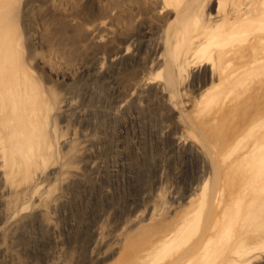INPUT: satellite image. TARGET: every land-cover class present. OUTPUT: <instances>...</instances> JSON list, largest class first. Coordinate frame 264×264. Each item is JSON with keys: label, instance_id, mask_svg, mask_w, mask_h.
<instances>
[{"label": "bare ground", "instance_id": "obj_1", "mask_svg": "<svg viewBox=\"0 0 264 264\" xmlns=\"http://www.w3.org/2000/svg\"><path fill=\"white\" fill-rule=\"evenodd\" d=\"M0 264H264V0H0Z\"/></svg>", "mask_w": 264, "mask_h": 264}, {"label": "rangeland", "instance_id": "obj_2", "mask_svg": "<svg viewBox=\"0 0 264 264\" xmlns=\"http://www.w3.org/2000/svg\"><path fill=\"white\" fill-rule=\"evenodd\" d=\"M20 6V4H19ZM88 8V7H87ZM20 10L19 11V15L17 17V24H16V28H17V33L19 34L20 38L22 39V42L25 41L28 43V45L32 46L31 44V40L29 37V30L30 27L32 26V22L29 16H26L23 14L22 10H21V6L19 7ZM87 10V9H86ZM88 10H90L88 8ZM87 13H90V11H87ZM23 35V36H22ZM25 37V38H24ZM28 40V41H27ZM54 53V51H53ZM23 56H26V52L25 50H23ZM57 54V53H56ZM54 56L55 60L53 61L55 64L54 66V75H51L52 78L55 81V87L58 86L60 87L61 83L59 82L61 79V76H66L67 81L65 82L67 84V88L72 91V92H81L82 86H83V82H84V70L86 69H90L92 67V65L95 63L96 61V57L94 54H90V55H85V56H79L77 58H73L68 60L67 58L64 59L63 57L59 58V55ZM30 64L34 65V61L31 60ZM83 72V73H82ZM42 78L45 77L46 73L41 74ZM56 78H55V77ZM58 78V79H57ZM63 92L60 88H58V92ZM59 92V93H60Z\"/></svg>", "mask_w": 264, "mask_h": 264}]
</instances>
